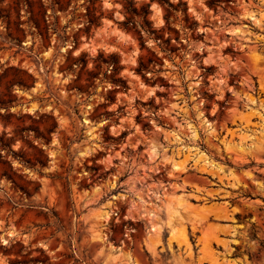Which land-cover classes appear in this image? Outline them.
Instances as JSON below:
<instances>
[{
    "label": "rangeland",
    "instance_id": "rangeland-1",
    "mask_svg": "<svg viewBox=\"0 0 264 264\" xmlns=\"http://www.w3.org/2000/svg\"><path fill=\"white\" fill-rule=\"evenodd\" d=\"M168 2L0 0V264H264V0Z\"/></svg>",
    "mask_w": 264,
    "mask_h": 264
},
{
    "label": "trees",
    "instance_id": "trees-1",
    "mask_svg": "<svg viewBox=\"0 0 264 264\" xmlns=\"http://www.w3.org/2000/svg\"><path fill=\"white\" fill-rule=\"evenodd\" d=\"M160 1H161V2H164V3H168V4L170 5V3L168 2V0H160ZM133 12L136 13V9L133 10ZM32 20H33L34 24H35L38 28H40L39 21H38L37 19H35V18L32 19ZM98 20H99V18L96 17V15L92 12V13L90 14V24H91L92 26L95 25V24L97 25V24H98ZM144 67H145V64H144V62L142 61V62L140 63V70H138V72H140ZM119 69H120L119 67H117V66H113V72H114V73H117ZM116 82L124 84V82H123L121 79L116 80ZM7 252H8V250L5 252V254H7ZM24 263H25V261H20V260H18V259H16V260L10 262V264H24Z\"/></svg>",
    "mask_w": 264,
    "mask_h": 264
}]
</instances>
